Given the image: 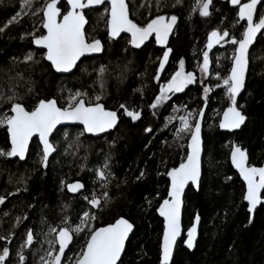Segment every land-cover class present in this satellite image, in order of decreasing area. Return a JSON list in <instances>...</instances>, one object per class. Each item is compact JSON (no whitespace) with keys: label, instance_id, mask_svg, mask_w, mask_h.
<instances>
[{"label":"trees","instance_id":"16d2710c","mask_svg":"<svg viewBox=\"0 0 264 264\" xmlns=\"http://www.w3.org/2000/svg\"><path fill=\"white\" fill-rule=\"evenodd\" d=\"M45 2L34 0L33 7H42ZM21 3L0 0V28L4 29L0 32V117L10 115L13 101L7 97L12 91L16 93L14 102L28 111L40 100L49 99L66 108L70 94L81 92L86 93V104L101 103L108 110L118 111L119 122L113 132L98 138L86 136L78 127L57 129L51 138L56 153L46 164L41 163L42 152L36 140L23 162L0 156V197L5 198L0 204V237H7L0 239V252L4 247L9 249L5 264H19L17 253L28 229L35 237L23 250L24 264H40L45 250H50L48 241L55 236L50 227H64L67 218L75 228L85 211L95 219L82 226L85 230L81 233H72L73 242L62 264H73L90 229L119 218L128 220L134 230L118 264H159L163 226L156 209L167 194L166 174L185 158L190 137L189 133L178 137L171 118L183 106L191 108L196 117L204 104L200 186L198 191L189 188L185 193L182 214L184 232L199 216L198 239L190 252L183 247L182 237L171 264H264V192L256 212L249 214L243 200L244 185L229 162L231 147L236 144L247 150L250 165L264 167V35L260 34L250 50L245 89L237 102L246 122L239 131L229 134L218 129L222 111L231 104L220 83L228 77L236 47L230 41L241 38L244 25L228 3L214 2L210 14L201 17L198 10L192 11L195 0H127L129 18L139 26L157 15L177 17L163 69L160 61L164 50L155 48L152 41L136 50L126 36L117 40L108 37L107 6L85 11L86 39L100 40L103 53L85 58L68 76L55 74L43 53L33 47L32 40L43 34L42 13L32 15L29 11L16 17ZM59 7L67 11L63 1ZM263 13L264 0L257 18ZM213 30L220 34L227 31L229 36L209 53L208 75L201 82L199 69L208 34ZM29 53L33 60L25 62ZM181 61L184 72L192 73L194 81L153 114L150 105ZM101 67L105 69L102 76ZM96 96H100L98 101ZM121 105L140 116L133 121ZM213 113L216 116L209 123ZM8 150L6 129L0 127V151ZM97 169L107 173L106 180H99ZM74 181L84 185L77 196L65 189ZM104 191L108 192L106 202ZM93 195L101 199L96 211L88 202ZM51 250L55 253L57 246Z\"/></svg>","mask_w":264,"mask_h":264},{"label":"snow or ice","instance_id":"6c2138e0","mask_svg":"<svg viewBox=\"0 0 264 264\" xmlns=\"http://www.w3.org/2000/svg\"><path fill=\"white\" fill-rule=\"evenodd\" d=\"M180 0H177L179 3ZM212 0H195L192 11H199L201 17H207L209 6ZM34 0H22L21 11L16 13V17L27 15L31 11L32 15L42 13L41 24L46 34H42L34 38L33 43L42 49H46L43 58L50 62L51 67L56 72H69L81 56L85 53L100 52L102 44L100 40H92L89 43L84 32L86 24L83 10L92 8L105 3V0H67V11L62 13L58 7L59 0H46L42 7H33ZM110 5V13L107 17L106 24L109 37H116L121 32L129 33L131 36L130 44L133 47H140L149 36L155 34L157 44H165L169 33L172 31L176 23L177 17L157 15L144 26H139L129 18V7L126 0H107ZM230 3L238 8L237 16L239 20L246 21L244 31L241 38L231 39V44L236 45L233 54V63L229 76L224 80L227 86V94L231 102L227 110H225L223 119L220 122L222 129L239 128L244 122L245 117L235 107L236 97L244 85V74L248 64L249 46L255 40L257 33L264 35V14L260 15L258 20H254V14L257 11V5L261 0H248L247 3H241V0H230ZM157 7L159 5L157 4ZM62 15V19H57ZM13 17V20L16 19ZM12 23V20L9 21ZM7 27V25H5ZM4 29L0 28V32ZM229 36L227 31L220 34L213 30L208 34V42L206 47L211 49L214 43H220L225 37ZM168 49L164 52V59L160 61V68L163 69L167 60ZM203 64L200 66L201 71L208 72V52L203 53ZM25 62L33 60L31 53L25 56ZM183 61H181V68ZM105 69L100 68L99 73L102 76ZM192 73H183L177 71L166 86L161 87L160 95L150 105L155 109L160 102L166 99L167 92L183 91L187 84L193 82ZM9 91H12L11 89ZM208 89H205L207 92ZM86 93L76 92L70 94L69 106L60 108L57 106L55 99L40 100L38 104L28 111L25 107L14 102L16 93L12 91V95L7 99L13 101L10 108V115L0 117V127L6 126L8 137L10 140V149L0 151V156L6 158L18 157L20 160L25 159V154L29 148V141L34 135L39 136L40 144L43 145V155L41 163L46 164L49 155L55 151V147L49 141V135L56 125L71 121L78 122L83 125V132L97 134L112 129L117 123V113L106 111L100 103L86 104L83 96ZM98 101L100 96H96ZM75 102V103H72ZM125 109V114L135 121L139 116V112L128 111L125 105H121ZM192 113L180 117V126L176 128V135L179 137L182 133L188 132L191 140L187 145L186 158L182 159L178 167H174L167 172L171 184L168 190V198L160 204L158 212L164 218L163 242L161 245L160 264H169L172 256L173 244L176 237L180 234V207L181 193L184 191L185 185L191 182L195 185L200 176V121H195L194 128L189 123V117ZM203 115V110H201ZM146 131H151L146 129ZM232 164L239 171L240 176L245 181L247 191L244 199L248 203V211L256 207L261 201V190H264V167H247L245 164L246 154L240 148L233 146L231 153ZM107 164H105V169ZM96 175L99 180L104 181L107 173L103 169H97ZM258 178V179H257ZM63 183V182H62ZM69 192H75L82 187L80 183L67 185ZM104 201H107L108 192L102 194ZM85 199H88L87 197ZM5 198L0 197V204L4 203ZM92 207L101 205V199L95 195L88 201ZM95 216L85 211L80 218V224L75 228L68 224L67 218L63 221L64 227H50L49 231L54 233V239L49 240V249L45 250L44 255L40 257V264H62V257L65 255V249L68 248L73 239L72 233L76 234L84 231V227L88 226L90 220H94ZM21 218H17L19 223ZM199 220V216L196 217ZM132 225L125 219L116 220L114 224L98 229H90V236L87 239L85 247L81 250L73 264H117L124 250V242L132 230ZM196 234V224L189 228L187 240L185 244L188 248L193 247V241ZM35 233L32 229H28L21 245V250L17 253L19 264H24L25 256L23 250L30 247L34 242ZM7 239V237H0ZM58 244V250L53 253L51 249ZM9 255L8 247H4L0 252V264H5ZM71 260V257H69Z\"/></svg>","mask_w":264,"mask_h":264},{"label":"water","instance_id":"95a60500","mask_svg":"<svg viewBox=\"0 0 264 264\" xmlns=\"http://www.w3.org/2000/svg\"><path fill=\"white\" fill-rule=\"evenodd\" d=\"M62 1H63V2L66 4V6L68 7V5H67V0H59L58 7H59V4H60ZM214 2H221V3L228 2L231 8H234V9H236V10L238 11V8H237V7H234V6L230 3V0H212L211 4H210V6H209V10H210V8H211V6H212V4H213ZM247 2H248V1H245V2H244V0H241V3H247ZM261 2H262V0H261ZM126 4H127V0H126ZM259 5H260V3L257 5V9H258ZM104 6H107V7H108V13H107V17H108V15H109V13H110V5L107 3V0H105V3H104V4H101V5H99V6H94V7H92V8H86V9H84V10H83V13H84L85 11H88V10H97V9H100V8H102V7H104ZM61 12H62V10H61ZM263 14H264V13H263ZM237 18H238V16H237ZM57 19H62V15H61L60 17H57ZM85 19H86V17H85ZM258 19H259V17L257 18V11H256V13L254 14V20H258ZM86 21H87V20H86ZM238 21H239L240 24H244V27L246 26V21L239 20V18H238ZM177 22H178V20H176V23H175V25L173 26L172 31L169 33V35H168V39H167V42H166L165 44H157V43H156L155 34L149 36L148 39L145 40L144 43L140 45V47H133V46L130 44V42H129V44H130V46H131L133 49L138 50V49L143 48L145 45H147L149 42L152 41L153 44H154V46H155V48L160 49V50H164V52H165V51L168 50L167 47H168V44H169V41H170L171 36L174 34V32H175V30H176ZM86 26H87V22H86V24L84 25V32H85V28H86ZM41 28H42V27H41ZM42 31H43V34H46L45 31L43 30V28H42ZM243 31H244V30H243ZM262 31H264V30H262ZM107 34H108V28H107ZM121 36H126V37H128L129 41H130V39H131L130 34H129V33H126V32H121V33H120L118 36H116V37H109V34H108V37H109L110 39H112V40H117V39L120 38ZM259 36H260V33H257V36H256L255 40H254L253 43L249 46V51H248V64H247V68H246V71H245V74H244V85H243V87L241 88L240 92L237 94V97H236V105H235V107L237 108L238 111H240V110H239L238 107H237V102H238V99L240 98L241 94L244 92L245 84H246V79H247V75H248V70H249V53H250L251 48L254 46V44H255V42H256V40H257V38H258ZM36 38H37V37H36ZM33 40H34V39H33ZM33 40H32V45H33V47H34L36 50L41 51V52L44 54V53L46 52V49H42V48H40L39 46L35 45V44L33 43ZM91 42H92V41H91ZM91 42H89V43H91ZM101 44H102V42H101ZM102 53H103V44H102V50H101L100 52L85 53V55L81 56L80 59L76 62V65H74L73 68H72L69 72H56V71L51 67L50 62H48V61L45 60V59H44V61H45V62H46L51 68H52V70H53V72H54L55 74H57V75H62V76H68V75H70V74L73 73V71L75 70L76 66H77L82 60H84L85 58H95V57H98V56H100ZM163 59H164V53H163V56H162V60H163ZM232 63H233V59H232V62H231V67H232ZM231 67H230V70H231ZM230 70H229L228 76H229V74H230ZM49 100H50V99H49ZM85 103H86V102H85ZM100 104H101V103H100ZM101 105H102V104H101ZM57 106H58V104H57ZM58 107H59V106H58ZM103 107H104V105H103ZM104 108H105V107H104ZM227 109H228V107L222 111V113H221V115H220V117H219V121H218V129H219L220 132L231 134V133H234V132L239 131V130L244 126V124H245V122H246V116L242 113V111H240V112L242 113V115L245 117V120H244V122L240 125V127H239V128H234V129H226V128H225V129H222V128L220 127V122H221V120L223 119V115H224L225 110H227ZM105 110H106V111H112V110H108V109H106V108H105ZM201 110H203V115H201ZM201 110H200L199 113L197 114V117H196L195 121H196V120H199V121H200V126H201V127H200V149H201V150H200V160H201V165H202V156H203V139H202V130H203L204 115H205V111H206V104H204V105L202 106ZM113 112H116V113H117V123H116V125H115L112 129H109V130H107V131H105V132H101V133H97V134H92V133H87V132H83V133H84L86 136H88V137L98 138V137L104 136V135H106V134H108V133H110V132H113V131L115 130V128L117 127L118 122H119L118 111H113ZM10 114H11V113H10ZM194 126H195V122H194L193 128H194ZM64 127H78V128H82V130H83V125H82V124H79L78 122H71V121L62 122V123L56 125V127H55V128L53 129V131L50 133V135H49V141H50L51 144H52V142H51V138H52L53 134L55 133V131H56L57 129H59V128H64ZM4 128L6 129V126H4ZM6 134H7V139H8L9 149H10L11 145H10V140H9V137H8L7 129H6ZM33 140H36V141H37V143H38V145H39V147H40V149H41L42 155H43V145L40 144L39 136H38V135H34V136H33V138L29 141V147H30V145H31V143H32ZM190 140H191V136L189 137V139H188V141H187V145H188V143L190 142ZM52 145H53V144H52ZM187 145H186V150H187ZM53 146H54V145H53ZM233 146H236V147L240 148L243 152H245V154H246V161H245V164H246L247 167H256V168H261V167L250 165V163H249V158H248V153H247V150H246V149H243L242 147L237 146L236 144H233V145H232L231 150H230V153H229V162H230V165H231L233 171L238 175L239 179L241 180V182H242L243 185H244V195H245V193H246V191H247V186H246V184H245V181H244L243 178L240 176L239 171H238V170L234 167V165L232 164L231 153H232ZM28 151H29V148H28ZM28 151H27L26 154H25V159H24V160H20L18 157H11L10 159H11V160H15V159H17L18 161L23 162V161H25L26 158H27ZM55 153H56V148H55V151L52 152V153L49 155L48 160H49V159H50ZM186 153H187V152H186ZM185 158H186V156H185ZM185 158H184V159H185ZM48 160H47V161H48ZM178 166H179V165H178ZM178 166H177V167H178ZM170 170H171V169H170ZM201 176H202V166L200 167V176H199V178H198L197 183H196L195 185H193L191 182H189L188 184L185 185L184 191L181 193V207H180V234L176 237V241H175V243L173 244V251H172V256H171V258H170V260H169V264H171V262H172V259H173V256H174V252H175V248H176L177 242L180 241V240L182 239V237H183V243H182V245H183V247H184L186 250H188V251L191 252V251H193L194 248H195L196 241H197V239H198L199 223H200V220L197 221V220H196V217H197V216H195V218H194L192 224H191L190 227H189V228H191L192 225H193L194 223L196 224V234H195V239H194V241H193V247H192V248H188L187 245L185 244V241H186L187 238H188L187 233H188L189 228L184 232V231H183V226H182L183 200H184L185 193L187 192V190H188L189 188H192L194 191H198V190H199ZM257 179H258V178H257ZM166 180L168 181V188H167V194H166V197H165L164 199H167V198H168V190H169V187H170V184H171L170 178L167 176V174H166ZM75 183H80V184L82 185V187H81L80 189H78L77 191H75V192H69V191H68V187H67V185H69V184H75ZM69 184L66 185L65 189H66L67 193H68L69 195H71V196H77V195L81 194V193L83 192V190H84V185H83V183L80 182V181H74V182H71V183H69ZM263 192H264V190H261V201H262V194H263ZM164 199L161 201V203L164 201ZM243 200H244V203L247 205V211H248V203H247V201L244 199V196H243ZM261 201H260V203H258V204L256 205V207L252 210V212H249V211H248V213L251 214V215H253V214L256 212V210L258 209V207L260 206ZM161 203H160V204H161ZM160 204H159V206H158L157 209H156V214H157V216L161 219V221H162V226H163L162 235H161V239H160L159 264H160V258H161V245H162V242H163V231H164V218H163L162 216H160V214H159V212H158V208L160 207ZM89 206H90L94 211H96V210L98 209V207H99V206H98V207H92L90 204H89ZM119 219H121V218H119ZM123 219H124V218H123ZM117 220H118V219H117ZM125 220H126V219H125ZM127 221H128V220H127ZM115 222H116V221H114L112 224H114ZM128 222H129V221H128ZM129 223H130V222H129ZM130 224H131V223H130ZM108 225H110V224H108ZM108 225H106V226H102V227H107ZM131 225H132V224H131ZM132 226H133V225H132ZM102 227H99V228H102ZM97 229H98V228H97ZM133 230H134V226L132 227V230L129 232L128 237L126 238V240H125V242H124V250H125L126 244H127L128 240H129L130 236H131L132 233H133ZM72 236H73V234H72ZM88 238H89V237H88ZM72 242H73V239H72V241L70 242L68 248L65 249V254L67 253V251H68L69 247L71 246ZM85 245H86V244H85ZM56 246H57V250H58L59 245L56 244ZM84 247H85V246H84ZM124 250L121 252V256H120V258L118 259L117 264L119 263V261H120L122 255H123V253H124ZM64 256H65V255H64ZM64 256L62 257V260H63Z\"/></svg>","mask_w":264,"mask_h":264},{"label":"rangeland","instance_id":"374dc122","mask_svg":"<svg viewBox=\"0 0 264 264\" xmlns=\"http://www.w3.org/2000/svg\"><path fill=\"white\" fill-rule=\"evenodd\" d=\"M226 39H227V37H225L224 38V40H222V41H220V43H214L213 44V46H212V48L211 49H208L207 47L205 48V51H207L208 52V60H209V53L211 52V50L216 46V45H218V44H222V43H225L226 42ZM207 42H208V39H207ZM207 45V44H206ZM203 60H204V57H203V59H202V64H203ZM201 64V65H202ZM209 66H210V62L208 63V71H209ZM177 71H182L183 73H185L184 72V70H183V67L181 68V63L179 64V66H178V70ZM176 71V72H177ZM175 72V73H176ZM174 73V74H175ZM173 74V75H174ZM186 74V73H185ZM172 75V76H173ZM207 75H208V72L207 73H204V72H202L201 71V67H200V69H199V76H200V81L202 82L203 80H205L206 79V77H207ZM172 76H171V78H172ZM171 78H170V80H171ZM169 80V81H170ZM168 81V82H169ZM193 81H194V79H193ZM168 82L167 83H165V84H163L162 85V87L163 86H166L167 84H168ZM191 83H189V84H187L186 85V87H184V89H183V91L190 85ZM220 85L221 86H223V87H225L226 88V91H227V86L224 84V81H221V83H220ZM161 89V88H160ZM180 92H182V91H179V92H167L166 93V99H164L162 102H160L159 104H158V106L155 108V109H153V108H151V111H152V113L153 114H155L173 95H175V94H178V93H180ZM204 94H206V92L204 93ZM158 95H160V90H159V94ZM155 101V100H154ZM188 113H192V115H191V117H189V123H190V125L193 127V125H192V122L194 121L195 122V119H196V117H195V115H194V111L191 109V108H189V107H187V106H183V107H181V108H179V109H177L175 112H174V116L171 118V120H172V122H174V124H175V128H177V127H179L180 126V117L181 116H186ZM215 113H213V114H211L210 115V119H209V123H211L212 122V120L215 118ZM194 122H193V124H194ZM184 133H188V132H184ZM55 254V253H54Z\"/></svg>","mask_w":264,"mask_h":264},{"label":"flooded vegetation","instance_id":"af4514ba","mask_svg":"<svg viewBox=\"0 0 264 264\" xmlns=\"http://www.w3.org/2000/svg\"><path fill=\"white\" fill-rule=\"evenodd\" d=\"M245 1H248V0H244V2ZM263 1V0H262ZM225 3H228V2H225ZM61 4V3H60ZM60 4H59V6H60ZM229 4V3H228ZM230 6V5H229ZM68 8V7H67ZM66 12V11H65ZM62 13H64V12H62ZM244 25V24H243ZM88 42H91V41H88ZM81 130H82V128H80ZM83 131V130H82Z\"/></svg>","mask_w":264,"mask_h":264}]
</instances>
